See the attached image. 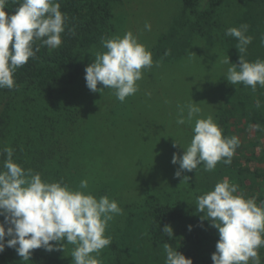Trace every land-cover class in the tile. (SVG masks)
Segmentation results:
<instances>
[{"label": "rangeland", "instance_id": "rangeland-1", "mask_svg": "<svg viewBox=\"0 0 264 264\" xmlns=\"http://www.w3.org/2000/svg\"><path fill=\"white\" fill-rule=\"evenodd\" d=\"M207 1L202 0V7ZM114 3L117 29L112 35L130 30L152 52L153 67L143 70L139 91L120 102L110 89L103 93L90 91L83 78L74 93H57L55 98L60 102L54 105L45 93H32L34 101L24 100L26 103L18 96L14 121L5 124L9 125L8 131L12 130L4 135L0 147L21 146L32 156L31 160L35 153L56 143V152L44 160L48 169L42 178L50 182L63 179L74 189L87 179L88 188L84 191L97 198L107 195L118 201L123 210L107 226L106 235L111 237V243L101 251L99 259L103 264H161L166 257L163 244L153 245L148 240L147 214L153 201L181 209L193 228L204 223L202 228L207 235L214 232L207 220L201 222L202 214L196 208L197 195L212 189L199 182V176L204 179L213 171H204L201 165L180 177L175 175L179 165L172 163L173 155L182 156L184 152L182 146L174 147L175 139L187 145L192 137V126L176 123L177 105L194 100L202 115H212L219 125L218 114L226 102V93L238 84L226 81L228 66L222 61L228 56L215 37L209 41L196 36L189 54L177 62L166 63L156 55L159 38L182 17L180 0ZM223 15V23L234 19L230 10ZM145 23L151 24L150 31L145 29ZM101 48L99 51H104ZM1 96L0 116L6 105ZM234 131L240 139L248 133L253 137L256 132L253 128ZM221 165L226 166L218 163L216 168ZM185 176L189 179L183 182ZM222 177L235 181L226 171ZM261 183L264 191V181ZM202 239L205 242L197 252V264L213 263L211 257L217 242ZM71 250L72 245H68L66 251L50 253L61 257L65 264H72Z\"/></svg>", "mask_w": 264, "mask_h": 264}, {"label": "clouds", "instance_id": "clouds-1", "mask_svg": "<svg viewBox=\"0 0 264 264\" xmlns=\"http://www.w3.org/2000/svg\"><path fill=\"white\" fill-rule=\"evenodd\" d=\"M8 2L0 0V89L16 87V70L35 59L41 47L58 48L67 22L59 0H12L19 5L12 14L6 11ZM144 27L151 30L150 23ZM248 28L241 24L226 30V36L237 39L240 57L238 63H231L229 56L222 62L228 66L227 82L242 83L255 92L258 85L264 88V59H245L253 39L246 35ZM69 33L74 36L75 30L69 29ZM261 41L264 43V36ZM101 45L104 51H96L94 62L85 68L86 86L92 92L110 89L117 100L124 102L139 91L143 70L153 67L152 52L130 30L102 37ZM260 106L257 100L256 107ZM177 107L176 123L192 126V137L187 145L175 139L174 147L184 149L182 156L173 155L172 163L179 165L175 175L180 177L201 165L207 172L214 171L218 163L231 165L240 138L225 137L213 116H203L194 100ZM252 128L264 132L259 123ZM0 157H4L0 161V217L4 218L0 222V253L11 247L27 262L35 249L66 251L72 245V264H103L101 251L111 243L107 226L115 215L123 213L118 201L84 191L87 179L75 189L63 179H43L40 172L15 161L12 147L0 149ZM188 179L185 176L183 182ZM196 208L202 214L201 222L207 220L218 230L213 264H262L259 250L264 248V201L258 205L255 197H246L238 184L225 177L211 190L197 195ZM162 232L169 239L174 237L171 225H165ZM163 249L164 264H193L170 243H164Z\"/></svg>", "mask_w": 264, "mask_h": 264}, {"label": "trees", "instance_id": "trees-1", "mask_svg": "<svg viewBox=\"0 0 264 264\" xmlns=\"http://www.w3.org/2000/svg\"><path fill=\"white\" fill-rule=\"evenodd\" d=\"M116 0H59L61 11L67 15L65 33L62 34V43L56 48L49 50L46 46L41 47L35 59H30L24 66L19 67L14 79L16 87L13 89H0V96L5 97V109L0 116V141L12 129L7 130L14 121V112L18 106L15 99L21 97V101H34L32 93L47 94L51 97L52 104H57L56 94L66 95L76 91V87L85 78V68L94 61V54L102 47L101 38L109 37L117 29L114 11ZM183 6L182 17L176 20L167 32L159 38L156 47V55L166 63L177 62L189 54L193 46L194 38L201 37L213 41L214 37L230 57L231 63H238L240 53L236 48V38L226 36L229 27H239L241 24L249 26L246 35L253 37L248 45L245 59L255 61L257 58L264 59V0H208L202 7V0H180ZM239 2V3H238ZM18 4L9 0L6 11L14 13ZM227 10L233 12L231 22L223 23L222 16ZM69 29L75 30V35L69 33ZM219 31V32H218ZM102 49V48H101ZM93 57V58H92ZM1 96V97H2ZM19 96V97H18ZM25 100V101H24ZM260 101V108L256 107V101ZM70 108V106H69ZM56 107H54V111ZM219 126L225 137L236 135V131L252 129L254 124L259 123L264 127V88L257 86L253 92L250 87L238 84L235 89L230 88L226 93V102L218 114ZM11 127V125H10ZM234 128V130H233ZM237 136V135H236ZM252 137L248 133L240 139V146L232 157L231 165H222L204 179L199 176V182H204L213 188L218 181L223 179L226 171L228 177L235 179L230 181L239 185V191L245 196L256 198L259 204L264 197L262 181H264V132L256 131ZM16 143V142H15ZM14 143V144H15ZM8 147L2 145L0 149ZM259 149L257 151L256 149ZM57 150L56 143L47 149L35 153L30 160L21 146H14V159L24 168H31L42 174H46L48 162H44L48 156H53ZM44 151V152H43ZM4 157H0V161ZM243 160L245 162H243ZM225 168V171H224ZM217 169V170H216ZM248 191V192H247ZM147 218L149 219V236L151 244L170 243L187 258L197 264L198 250L204 246L202 238L218 241V230L209 235L204 231V223L190 231V221L181 211L169 203L153 201L149 207ZM0 217V222L3 221ZM165 225H171L174 237L169 239L162 232ZM208 225H210L208 223ZM212 229V227H211ZM8 239V238H6ZM54 243V242H53ZM153 247L152 245H150ZM150 250V249H149ZM262 264H264V248L259 250ZM165 258L161 259L164 264ZM0 264H65L61 257L52 254L43 248L32 251L30 261L23 262L15 249L6 247L0 253ZM68 264V263H66ZM210 264H213L212 262Z\"/></svg>", "mask_w": 264, "mask_h": 264}]
</instances>
